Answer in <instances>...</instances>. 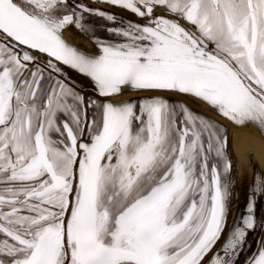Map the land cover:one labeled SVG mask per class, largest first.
Returning <instances> with one entry per match:
<instances>
[{
	"label": "snow or ice",
	"instance_id": "1",
	"mask_svg": "<svg viewBox=\"0 0 264 264\" xmlns=\"http://www.w3.org/2000/svg\"><path fill=\"white\" fill-rule=\"evenodd\" d=\"M102 3L135 19L0 0V264H237L249 232L264 264V176L229 227L228 129L188 105L264 135V0Z\"/></svg>",
	"mask_w": 264,
	"mask_h": 264
},
{
	"label": "rangeland",
	"instance_id": "2",
	"mask_svg": "<svg viewBox=\"0 0 264 264\" xmlns=\"http://www.w3.org/2000/svg\"><path fill=\"white\" fill-rule=\"evenodd\" d=\"M86 40L93 50L94 45L87 38ZM70 43L77 46L74 42ZM188 105L194 111L217 120L228 129V152L232 162V175L235 178V195L231 202L232 218L237 206L245 200L249 183L254 180V175L264 176V139L252 125L233 126L199 103L188 101ZM249 152H252L250 159L247 157Z\"/></svg>",
	"mask_w": 264,
	"mask_h": 264
},
{
	"label": "water",
	"instance_id": "3",
	"mask_svg": "<svg viewBox=\"0 0 264 264\" xmlns=\"http://www.w3.org/2000/svg\"><path fill=\"white\" fill-rule=\"evenodd\" d=\"M86 2L90 3V6L100 7V8H103L104 10H106V11L115 12L119 16H123V17L129 18V19H135L130 13H127L125 11H121V10H117V9H114V10L106 9L105 7H103L104 4L102 5V0H86ZM68 43H70V42H68ZM70 44H72V43H70ZM262 137L264 138V135H262ZM254 178H255V175H254ZM253 181H251L249 183L247 192L249 190V187L253 184ZM231 202H230V205H229V213H228V225H229V227H231L232 225L237 223L246 214L245 213L246 205H245V200H244L237 206V208L234 211V214H233V216L231 218V212H232L231 211ZM227 233H228V229L226 228L225 229V234L221 237V240L217 242L216 246L213 248L212 252L209 253V255H212V253L216 252L217 250H219L221 248V245L223 244L224 240L227 238ZM247 239H248V246H246V250L245 251L240 253V256H239L237 264H247L248 259H250L253 255L257 254L258 247H259V243L258 242L260 240V233L259 232H256V233L249 232Z\"/></svg>",
	"mask_w": 264,
	"mask_h": 264
},
{
	"label": "bare ground",
	"instance_id": "4",
	"mask_svg": "<svg viewBox=\"0 0 264 264\" xmlns=\"http://www.w3.org/2000/svg\"><path fill=\"white\" fill-rule=\"evenodd\" d=\"M64 38L69 42H74L77 44L76 47L81 48L86 51H92L91 47L89 46L86 37L83 36L80 32L77 30L73 29L70 31H67L64 33ZM90 41V40H89ZM90 43H92L90 41ZM93 44V43H92ZM218 115V114H217ZM219 116V115H218ZM256 128V127H255ZM257 129V128H256ZM258 131V130H257ZM237 134V133H236ZM264 139V138H263ZM252 156V152H249L247 154L248 159H250Z\"/></svg>",
	"mask_w": 264,
	"mask_h": 264
},
{
	"label": "flooded vegetation",
	"instance_id": "5",
	"mask_svg": "<svg viewBox=\"0 0 264 264\" xmlns=\"http://www.w3.org/2000/svg\"><path fill=\"white\" fill-rule=\"evenodd\" d=\"M100 2V1H99ZM99 4V3H98ZM102 5H103V3H102ZM102 7V6H101ZM103 7H105L106 9H109V10H114L113 8H107L105 5L103 6Z\"/></svg>",
	"mask_w": 264,
	"mask_h": 264
}]
</instances>
